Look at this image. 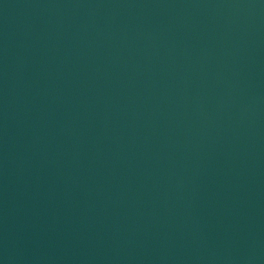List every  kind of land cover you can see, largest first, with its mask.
I'll return each mask as SVG.
<instances>
[{
    "label": "water",
    "instance_id": "95a60500",
    "mask_svg": "<svg viewBox=\"0 0 264 264\" xmlns=\"http://www.w3.org/2000/svg\"><path fill=\"white\" fill-rule=\"evenodd\" d=\"M0 264H264V0H0Z\"/></svg>",
    "mask_w": 264,
    "mask_h": 264
}]
</instances>
